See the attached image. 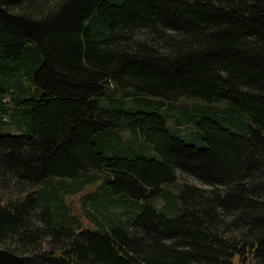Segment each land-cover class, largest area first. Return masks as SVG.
Instances as JSON below:
<instances>
[{"label":"trees","instance_id":"trees-1","mask_svg":"<svg viewBox=\"0 0 264 264\" xmlns=\"http://www.w3.org/2000/svg\"><path fill=\"white\" fill-rule=\"evenodd\" d=\"M0 264H264V0H0Z\"/></svg>","mask_w":264,"mask_h":264},{"label":"rangeland","instance_id":"rangeland-1","mask_svg":"<svg viewBox=\"0 0 264 264\" xmlns=\"http://www.w3.org/2000/svg\"><path fill=\"white\" fill-rule=\"evenodd\" d=\"M193 103L194 102H191V101H188V100H184V101L183 100H179V101H177L176 104L175 103L174 104H170L169 105L170 108L168 109V111L173 113V114H177V112L181 109V107H183V105L186 106V107H192ZM167 107H168V105H167ZM181 126L183 127V131L184 132H191V133H188V135L191 136V134H192V141L198 147L203 146V141H200L197 138L194 139V133H197V130H199L197 125L190 124L189 122H184ZM9 132H11V133H19L20 130L13 128V129L9 130ZM178 181L179 182H191V183H194V184H198V182L194 178H192L190 176H187L185 174H181L179 176V178H178ZM90 186H91V184L86 185L81 191H79L77 194H75L76 196L71 197L73 199V201L75 202V204L70 205L72 210L75 211V209H78L77 205L80 204V200L78 201L77 197H80L81 193L86 192L90 188ZM173 190L176 193L178 189H177V187L176 188L174 187ZM74 207H75V209H74ZM86 225L89 226V224H86Z\"/></svg>","mask_w":264,"mask_h":264}]
</instances>
